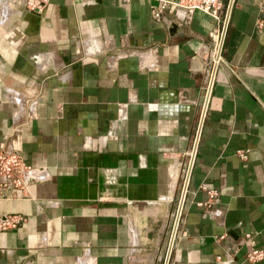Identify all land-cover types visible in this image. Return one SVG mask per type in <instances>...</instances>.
Here are the masks:
<instances>
[{
  "label": "crops",
  "instance_id": "obj_1",
  "mask_svg": "<svg viewBox=\"0 0 264 264\" xmlns=\"http://www.w3.org/2000/svg\"><path fill=\"white\" fill-rule=\"evenodd\" d=\"M157 3L0 0V264H264V0Z\"/></svg>",
  "mask_w": 264,
  "mask_h": 264
},
{
  "label": "built area",
  "instance_id": "obj_2",
  "mask_svg": "<svg viewBox=\"0 0 264 264\" xmlns=\"http://www.w3.org/2000/svg\"><path fill=\"white\" fill-rule=\"evenodd\" d=\"M45 2L46 0H24L26 8L35 11H39ZM222 3L223 0H158L156 7L152 10V16L154 19L158 20L160 18L161 10L167 8L169 11L174 12L176 17H178L176 11L180 9L183 10L184 13H191L194 10H199L212 16L213 18H217V13ZM227 4L228 0L225 3V9L227 8ZM223 33V29L220 28V31L214 40V49L216 46H218L217 53L214 52L215 55L213 56V60L215 62L219 56L218 53L220 50ZM217 40L219 41V45L217 44ZM235 153L241 159H245L246 157V150H237ZM35 171L37 170L27 165L22 160V158L13 151L12 148L1 150L0 192L11 191L12 193H16L18 191H22L30 181L35 179ZM22 220L23 218L19 215H1L0 230L14 228ZM245 238L252 242L248 234H245ZM262 256V250L250 248V250L245 254V260L248 262H255L260 260Z\"/></svg>",
  "mask_w": 264,
  "mask_h": 264
},
{
  "label": "water",
  "instance_id": "obj_3",
  "mask_svg": "<svg viewBox=\"0 0 264 264\" xmlns=\"http://www.w3.org/2000/svg\"><path fill=\"white\" fill-rule=\"evenodd\" d=\"M231 1L232 0H228V4H227L228 11H229V8H230V5H231ZM226 18H227V16H226ZM225 23H226V20H225ZM225 23H223V31H224V28H225ZM184 189H185V185H184V188H183V191H182V196H183ZM182 196H181V199H180V204H181V201H182ZM171 239H172V237H171ZM170 243H171V241H170Z\"/></svg>",
  "mask_w": 264,
  "mask_h": 264
},
{
  "label": "bare ground",
  "instance_id": "obj_4",
  "mask_svg": "<svg viewBox=\"0 0 264 264\" xmlns=\"http://www.w3.org/2000/svg\"><path fill=\"white\" fill-rule=\"evenodd\" d=\"M224 23H225V20H224ZM219 43V41L217 40V44ZM219 45V44H218ZM217 48H218V46H216V48H215V52L217 53Z\"/></svg>",
  "mask_w": 264,
  "mask_h": 264
},
{
  "label": "rangeland",
  "instance_id": "obj_5",
  "mask_svg": "<svg viewBox=\"0 0 264 264\" xmlns=\"http://www.w3.org/2000/svg\"><path fill=\"white\" fill-rule=\"evenodd\" d=\"M226 1H227V0H226ZM223 19H224V18H223ZM172 219H173V218H172ZM172 222H173V221H172ZM170 225H171V223H170ZM170 225H169V226H170Z\"/></svg>",
  "mask_w": 264,
  "mask_h": 264
}]
</instances>
